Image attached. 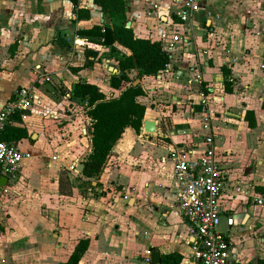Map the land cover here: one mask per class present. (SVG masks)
<instances>
[{
  "label": "crops",
  "instance_id": "crops-1",
  "mask_svg": "<svg viewBox=\"0 0 264 264\" xmlns=\"http://www.w3.org/2000/svg\"><path fill=\"white\" fill-rule=\"evenodd\" d=\"M182 2L127 1L134 34L161 41L171 58L154 76L128 72L139 80L143 121H154V132H145L143 121L139 133L125 128L100 174L88 179L76 168L91 151L90 118L69 90L82 79L107 98L117 96L109 78L119 73L117 57L130 51L115 43L111 53L76 33L113 22L92 0H80L89 18L79 20L69 0H0V109L21 87L37 97L18 124L29 134L17 142L28 156L15 182L0 187V264H63L81 238L89 245L77 264H155L149 256L155 249L160 256L178 252L187 264L192 238L176 210L170 150L190 146L198 153L208 134L227 172L218 229L234 264L264 258V206L252 201L264 194V0H197L189 24L172 18ZM86 45L98 55L74 73L70 67L84 65ZM247 110L254 127L244 119Z\"/></svg>",
  "mask_w": 264,
  "mask_h": 264
},
{
  "label": "trees",
  "instance_id": "trees-1",
  "mask_svg": "<svg viewBox=\"0 0 264 264\" xmlns=\"http://www.w3.org/2000/svg\"><path fill=\"white\" fill-rule=\"evenodd\" d=\"M73 6L75 18H89V10L80 5V0H69ZM98 5L103 14L111 18L110 26L92 25L89 28H79L76 33L85 38L86 44H100L109 47L110 52L117 51L115 43L127 48L130 52L117 57V74H111L109 85L119 91L115 97H106L97 85L78 79L72 84L69 90L70 98L81 105H84L85 113L90 118L91 151L82 160L83 168L81 176L88 179L96 178L102 171L108 155L116 142L121 137L125 128L130 127L139 133L144 119L145 105L138 101L143 95L139 83L133 85L128 72L131 69H138L141 75L154 76L163 70L170 61L169 52L163 48L161 41L149 38L138 37L131 27H126V6L128 0H92ZM174 21H179L177 14L173 13ZM56 42L65 48H69L64 39L58 37ZM85 46V62L83 66L70 67V70L77 73L82 68L93 65L98 51ZM222 72L228 71L221 66ZM224 90L230 92L231 82L223 81ZM23 112L11 113L0 133V138L8 145H16L22 138L29 136L25 127L18 125L22 122ZM249 127H254L256 122L254 112L247 110L244 115ZM89 245L88 238H81L76 243L74 250L63 264H77L82 254ZM182 255L178 252L163 253L160 256L159 264H180ZM256 264H264V258H257Z\"/></svg>",
  "mask_w": 264,
  "mask_h": 264
},
{
  "label": "built area",
  "instance_id": "built-area-1",
  "mask_svg": "<svg viewBox=\"0 0 264 264\" xmlns=\"http://www.w3.org/2000/svg\"><path fill=\"white\" fill-rule=\"evenodd\" d=\"M196 10L197 0H183L182 7L177 11L181 23L189 24ZM178 38L177 34L173 36L174 40ZM173 76L179 78L175 73ZM200 77L199 73L194 74L195 79ZM200 95L202 126L208 128L210 109L207 96L203 92ZM36 98L26 87L16 89L13 97L0 109V133L11 113L23 112L21 117H24V112L33 106ZM202 143L203 148L198 153L190 146H174L170 150L176 210L185 218L187 233L192 238L187 264H234L227 236L218 229L221 211L219 197L226 184L227 172L218 158L214 137L205 135ZM27 156L28 153L21 151L17 144L8 145L0 138V178H5V184L15 182ZM123 197L127 199L128 196ZM252 201L264 206V194L253 196ZM233 222V216L227 218L228 225Z\"/></svg>",
  "mask_w": 264,
  "mask_h": 264
},
{
  "label": "water",
  "instance_id": "water-1",
  "mask_svg": "<svg viewBox=\"0 0 264 264\" xmlns=\"http://www.w3.org/2000/svg\"><path fill=\"white\" fill-rule=\"evenodd\" d=\"M125 25H126V27H130V21H127ZM138 82H139V80L135 79L132 84L136 85ZM154 126H155L154 121H151V120H148V119H145L143 121V128H144V131L147 132V133L154 132ZM82 168H83V164L80 163L78 165V167L76 168V170L78 172H80L82 170ZM3 182H5V178L1 177L0 178V184L3 185L4 184ZM149 256H150V261L152 263L159 264V262H160V253H159L158 250H156V249L155 250H151L150 253H149Z\"/></svg>",
  "mask_w": 264,
  "mask_h": 264
},
{
  "label": "rangeland",
  "instance_id": "rangeland-1",
  "mask_svg": "<svg viewBox=\"0 0 264 264\" xmlns=\"http://www.w3.org/2000/svg\"><path fill=\"white\" fill-rule=\"evenodd\" d=\"M53 81V83H54V85H56V81L55 80H52ZM46 82H48V81H46ZM58 86V85H57ZM44 89H46V90H50L52 87H50V86H48V83H46V85H44V86H42Z\"/></svg>",
  "mask_w": 264,
  "mask_h": 264
}]
</instances>
